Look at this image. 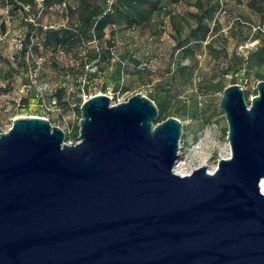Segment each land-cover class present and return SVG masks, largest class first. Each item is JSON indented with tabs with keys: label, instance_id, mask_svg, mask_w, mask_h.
<instances>
[{
	"label": "water",
	"instance_id": "water-1",
	"mask_svg": "<svg viewBox=\"0 0 264 264\" xmlns=\"http://www.w3.org/2000/svg\"><path fill=\"white\" fill-rule=\"evenodd\" d=\"M224 89L230 156L174 171L182 123L136 94L81 107L79 140L47 118L0 133V264H264V80Z\"/></svg>",
	"mask_w": 264,
	"mask_h": 264
},
{
	"label": "rangeland",
	"instance_id": "rangeland-1",
	"mask_svg": "<svg viewBox=\"0 0 264 264\" xmlns=\"http://www.w3.org/2000/svg\"><path fill=\"white\" fill-rule=\"evenodd\" d=\"M36 1L26 14L0 5V131L16 117H41L60 127L67 143L78 142L87 97L105 94L117 104L141 94L157 105V122L174 117L182 123L180 171H213L230 156L219 102L234 84L248 105L258 94L264 0H160L163 9L137 24L130 22L133 10L117 0L101 38L92 21L113 0ZM56 29H68V42L45 46V32Z\"/></svg>",
	"mask_w": 264,
	"mask_h": 264
},
{
	"label": "trees",
	"instance_id": "trees-1",
	"mask_svg": "<svg viewBox=\"0 0 264 264\" xmlns=\"http://www.w3.org/2000/svg\"><path fill=\"white\" fill-rule=\"evenodd\" d=\"M63 1L64 0H44L43 4L46 6H51L54 4L62 3ZM106 1L108 2L109 0ZM116 1L117 0H113L112 4H109L108 2L107 4L108 11H105V9L101 10L98 13V17L97 19H95V21H92L93 15H89L87 17L86 25H89V22L92 21V25H91L92 32H94L96 36H98L99 38L105 35L106 29L108 28L109 24H111L112 16L115 13ZM123 1L135 13L134 15L135 17H133L130 21L133 24H137L139 20H143L145 18L147 19V17L163 9V7L159 6L160 0H123ZM36 3H37L36 0H0V5L2 6L10 5L13 8L12 10H15V12L21 11L25 14H26V7H33L34 5H36ZM88 4H89L88 1H83V5L85 8H88ZM143 6H146L148 10L142 9ZM91 26L89 28V32H91ZM68 37H69L68 29L48 30L45 32L44 45L47 47H54L55 49H57L59 47L64 46L68 42L69 40ZM167 118L168 117H163L161 121H164Z\"/></svg>",
	"mask_w": 264,
	"mask_h": 264
},
{
	"label": "bare ground",
	"instance_id": "bare-ground-1",
	"mask_svg": "<svg viewBox=\"0 0 264 264\" xmlns=\"http://www.w3.org/2000/svg\"><path fill=\"white\" fill-rule=\"evenodd\" d=\"M203 159V158H202ZM184 165V164H183ZM182 167H181V163H179V160L177 161V163H176V166H175V172L178 174V175H181V176H183V175H187V174H189V173H183V171L181 170H179V169H181ZM261 190H262V192L264 193V179L261 181Z\"/></svg>",
	"mask_w": 264,
	"mask_h": 264
},
{
	"label": "built area",
	"instance_id": "built-area-1",
	"mask_svg": "<svg viewBox=\"0 0 264 264\" xmlns=\"http://www.w3.org/2000/svg\"><path fill=\"white\" fill-rule=\"evenodd\" d=\"M90 97H91V96H90ZM90 97H87V99L90 98ZM85 100H86V99H85Z\"/></svg>",
	"mask_w": 264,
	"mask_h": 264
}]
</instances>
